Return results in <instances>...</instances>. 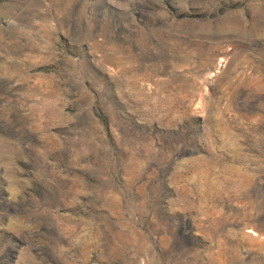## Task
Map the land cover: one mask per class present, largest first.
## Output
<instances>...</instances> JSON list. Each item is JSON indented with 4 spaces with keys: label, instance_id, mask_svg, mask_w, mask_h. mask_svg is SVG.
Returning a JSON list of instances; mask_svg holds the SVG:
<instances>
[{
    "label": "rangeland",
    "instance_id": "obj_1",
    "mask_svg": "<svg viewBox=\"0 0 264 264\" xmlns=\"http://www.w3.org/2000/svg\"><path fill=\"white\" fill-rule=\"evenodd\" d=\"M0 264H264V0H0Z\"/></svg>",
    "mask_w": 264,
    "mask_h": 264
}]
</instances>
